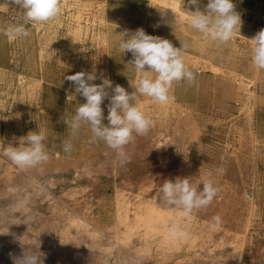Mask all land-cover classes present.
Returning a JSON list of instances; mask_svg holds the SVG:
<instances>
[{"label":"rangeland","instance_id":"1","mask_svg":"<svg viewBox=\"0 0 264 264\" xmlns=\"http://www.w3.org/2000/svg\"><path fill=\"white\" fill-rule=\"evenodd\" d=\"M79 1L89 5L86 11L80 6L65 9L64 17L60 14L40 28L31 24L27 38L12 40L0 31V264H22L25 252L39 255L42 264H264V126H259L263 114L252 91L264 96V89H258L264 85V70L254 67L240 73L233 66L236 74L228 77L222 69V85L210 73L199 77L193 72L190 93L168 104L138 96L136 104L154 127L126 146L131 160L120 166L114 150L103 142L89 143L87 125L72 138L65 124L85 102L65 80L68 75L95 73L93 83L100 84L102 77L135 91L127 85L133 83L129 75L134 73L127 69L131 53L111 54L110 61H104L112 40L120 41L127 29L106 24L111 38L87 47V33L76 37V15L91 33L98 31L91 22L100 0ZM233 2L236 6L238 1ZM21 14L13 4L0 7V30ZM60 16L63 26L57 24ZM71 23L76 24L73 30ZM247 26L242 20L235 56L253 65L246 38L264 29V15L256 19L255 29ZM55 29L54 40H38V32ZM197 55L190 50V56ZM256 72L260 83H255ZM108 104L107 99L102 104L105 117ZM36 131L47 136L50 159L21 170L3 151L21 146L22 138ZM159 133L174 145L158 148ZM65 140L73 145L70 154L63 151ZM209 176L219 192L207 208L182 217L178 209L158 205L157 192L166 180L189 178L199 186ZM250 190L257 205L252 208L244 195ZM123 201L129 202L125 213ZM160 209L163 217L156 213ZM217 215L222 223L213 230L212 217ZM173 222L189 233L187 240L169 237L167 226Z\"/></svg>","mask_w":264,"mask_h":264},{"label":"clouds","instance_id":"2","mask_svg":"<svg viewBox=\"0 0 264 264\" xmlns=\"http://www.w3.org/2000/svg\"><path fill=\"white\" fill-rule=\"evenodd\" d=\"M202 0H188L194 10H188L185 21L190 29L201 34L206 41L219 44L229 43L240 32L241 15L235 10L233 0H207L201 10ZM9 4L22 10L16 23L7 26L3 35L12 40L24 39L30 35L31 24H44L54 20L61 14L60 0H4L0 7ZM251 60L253 65L264 70V29L251 38ZM188 44L181 42V47H175L165 38L152 36L143 28L125 30L119 42L122 53H131L128 64L135 68L139 77L134 86L135 91L129 93L123 86H113L107 78H102L100 84L93 83L98 77L95 73L85 71L68 75L76 94L85 99L76 108L75 114L65 124L69 135L75 138L81 128L88 126L91 137L89 143L103 142L114 150L120 166L130 162L131 156L126 146L134 143L136 136L147 135L154 121L136 104L137 97H148L154 102L168 104L174 100V86L182 82L191 85L195 75L184 61V52ZM109 100L108 115L104 116L102 104ZM107 120V125L103 123ZM19 147L9 146L3 151L15 166L21 170L36 168L49 159L47 151V136L39 131L29 132ZM73 150L71 140L63 142V151L70 154ZM222 172L223 169H217ZM203 187L200 188L199 186ZM199 186L190 182L189 178L166 180L158 191V199L163 208L178 209L182 217H189L194 210L207 208L217 197L219 188L209 177L203 179ZM210 228L215 230L221 226V217H212ZM167 233L175 240H187L189 233L179 222L167 226ZM22 264H42L37 254H25L20 259Z\"/></svg>","mask_w":264,"mask_h":264},{"label":"crops","instance_id":"3","mask_svg":"<svg viewBox=\"0 0 264 264\" xmlns=\"http://www.w3.org/2000/svg\"><path fill=\"white\" fill-rule=\"evenodd\" d=\"M206 1L202 0L200 5L201 10H203L204 6H206ZM237 1L238 2L235 6V10L241 15V19H245L246 24L250 25L246 27L247 30L255 29L254 25L256 19L258 18V16L264 15V0ZM60 2L64 3L63 9L61 11L62 17H64L63 13L65 12V9L67 11L71 8H79V6L82 7L84 5V3L79 0H60ZM99 2L100 5L95 9L94 13L99 7L103 8L102 10L104 11L105 23L100 24L97 18L92 20L91 25L97 23L99 29L98 31L92 33L90 28L87 29L88 37L86 36V42L84 41L87 47L94 48L95 46H97L100 39L108 40L109 38H111V30L106 25L109 24L111 26L124 27L127 30L132 31L136 30L137 28H143L145 32L149 35L159 36L161 38L168 39L175 47H181V42L188 44V48L184 52V61L186 65L190 68V70H192L193 72H197L199 77H202L203 74L210 73L211 78L218 80L221 85L223 83L222 79H219L209 70L199 69L198 67L191 65L192 59L198 58L199 60H208L210 62H213L217 67L223 69L224 71H226L229 67L234 66L235 70L240 73L243 72V70L247 66H253L249 63L244 64L243 62H241V60L236 58L235 53L237 51L238 46L236 44L237 42L235 40V37L229 43H227L226 49L224 48V44L206 41L202 38L201 34H199L193 29H190L186 23L182 22L186 19L181 21L180 19L172 18V9L170 7H165L162 9L157 5L150 6L149 11H147L146 7L148 4V0H100ZM177 8L182 11H186L187 13L188 10H194L193 6L188 3V0H180L178 2ZM62 21L63 18H61L60 16L57 21V24L59 26H63ZM70 25L72 30L76 27V24L74 23H71ZM42 26L43 25L39 24V28ZM105 29L106 31H104ZM65 31H67L66 27ZM56 34V29L50 32L49 34H45V31L43 30V32H38V40L42 41L46 39L47 41H52L54 40ZM255 35L256 33L251 32L246 38V43L249 46L247 51L249 53H251L250 40ZM106 42L103 43V49H106V47H108ZM119 42V40L118 42L112 40L113 47L109 50V57L104 60L106 63L110 61L109 59L111 54H122V52L119 50ZM190 50L198 52V55L190 56ZM254 79L255 83L261 82L257 72L255 73ZM221 89H223L222 86ZM258 89H264V85H259ZM230 91V94H234V90L232 88ZM252 91H254V94L257 97L258 112L260 114H263L262 123L259 126H264V96L260 97L258 95V91L256 90ZM218 92L220 91L218 90ZM189 93V85L187 83L182 82L174 86L173 95L177 98V100L181 99L180 96H184Z\"/></svg>","mask_w":264,"mask_h":264},{"label":"bare ground","instance_id":"4","mask_svg":"<svg viewBox=\"0 0 264 264\" xmlns=\"http://www.w3.org/2000/svg\"><path fill=\"white\" fill-rule=\"evenodd\" d=\"M180 0H148V4H147V7H146V9H147V11H149V8H150V6H152L153 4H155V5H157V6H159L160 8H165V7H170L171 9H172V18H174V19H180L181 21L182 20H184V19H186V17H187V15H188V13L186 12V11H182V10H180V9H178L177 8V6H178V2H179ZM153 3V4H152ZM60 4H61V9H63V2H60ZM154 5V6H155ZM88 7H89V5H87V4H85L84 3V5L81 7L82 9H84V11H86L87 9H88ZM103 8H101V7H99L98 9H97V11L94 13V17L95 18H97L98 19V21L101 23V24H104L105 22H104V11L102 10ZM180 15V16H179ZM76 18H77V21H78V23H79V28L77 29V30H79V34L76 36V37H78V38H82V37H84L85 35H86V33H87V27H85V26H83L84 24H82V22L80 21L81 19H79L80 18V15H79V13H77V15H76ZM249 39V38H248ZM191 62H193V65L194 66H201L200 68H202V69H209L210 70V72H212L215 76H217L218 78L221 76L220 74L223 72V70L221 69V68H219V67H217L213 62H210V61H208V60H205V59H201V60H199L198 58H195V59H192V61ZM251 67V68H250ZM250 67H246L247 69H252V68H254L255 66L253 65V66H250ZM233 67H230V68H228L227 69V72H228V77H230V76H232V77H234L235 76V74H236V72L234 71V70H231ZM245 68V69H246ZM127 69L129 70V71H132L134 74H131V75H129V76H131L132 78H133V83H128L127 85H128V87H134L135 85H136V83L138 82V79H139V77L137 76V74H136V71H135V68L132 66V65H130V64H128L127 65ZM248 71V70H247ZM251 118V117H250ZM246 129V130H245ZM244 129V131H249V129H247V128H245ZM238 133L239 134H242V129H238ZM250 134V136H249V138H248V140H249V142H251V141H253L252 139V137H253V135L251 134V133H249ZM246 143V142H245ZM248 143V142H247ZM172 145H174L172 142H170V140L165 136V134H163V133H159V138H157V141H156V146L158 147V148H160V149H165V148H167V147H172ZM170 149V148H169ZM168 151H171V150H168ZM35 179H33V181H34ZM35 182V181H34ZM37 183V182H36ZM119 194L121 195L122 193L121 192H119ZM127 194V193H126ZM157 195H158V192H157ZM245 196H247L248 197V201H246V204H247V206H249V207H256L257 205L255 204V194H254V192L252 191V190H250V192L249 193H245L244 194ZM158 201V200H157ZM152 202V201H151ZM40 203V202H39ZM128 203L129 202H127V201H123L122 203H121V209L124 211V213L126 212V210H127V205H128ZM154 205V204H153ZM156 205H157V202H156ZM155 205V206H156ZM160 207H161V205H160V202H159V204H158ZM156 206V207H159V206ZM140 206V205H139ZM149 207V206H148ZM152 208L154 207V206H151ZM150 208V207H149ZM162 208V207H161ZM163 210V209H162ZM161 209H160V211H157L156 213H157V215L158 216H162L163 214V211H162ZM146 211H147V209H146ZM149 212V211H148ZM179 213H180V210L178 211ZM152 213V210H150V214ZM166 213V212H165ZM146 214V213H145ZM149 214V213H148ZM167 214V213H166ZM177 214V213H176ZM152 215V214H151ZM167 215H170V214H167ZM153 216V215H152ZM157 216V217H158ZM164 216V215H163ZM162 216V217H163ZM166 216V215H165ZM177 216V215H176ZM178 216H179V214H178ZM143 216L140 214H138V218H140V219H143L142 218ZM155 217V216H154ZM124 218H126V216L124 217ZM161 218V217H160ZM144 219H146V218H144ZM164 219V218H163ZM77 220V219H76ZM138 220V219H137ZM152 220V219H151ZM145 221V220H144ZM153 221V220H152ZM154 221H156L157 222V220H154ZM159 221V220H158ZM149 223L151 222V221H148ZM160 223V222H159ZM145 224V223H144ZM148 224V223H147ZM141 225V224H140ZM142 226V225H141ZM70 227H71V225H70ZM67 228V227H66ZM136 228H137V226H136ZM65 231H66V229H65ZM125 235V234H124ZM166 237V236H165ZM128 241V240H127ZM215 248V247H214ZM51 259V258H50ZM54 260V259H53ZM71 261V260H70Z\"/></svg>","mask_w":264,"mask_h":264}]
</instances>
